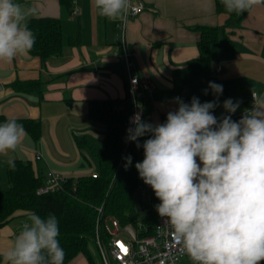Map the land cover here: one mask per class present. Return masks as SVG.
<instances>
[{
	"label": "crops",
	"instance_id": "obj_1",
	"mask_svg": "<svg viewBox=\"0 0 264 264\" xmlns=\"http://www.w3.org/2000/svg\"><path fill=\"white\" fill-rule=\"evenodd\" d=\"M143 1L146 8L130 17L123 31L122 20L100 17L92 0L73 1V10L79 14L60 0H16L36 8L34 17L59 18L64 47L61 55L52 56L45 64L33 54L11 64L0 62V116L41 123L38 138L25 129L27 135L14 153L15 160L30 162L45 180L51 170L65 178L99 172L98 159L88 147L78 145L77 137H85L95 148L102 147L107 126L91 119L90 101L125 97L124 46L133 52L140 77L152 84L147 98L152 105L148 121L153 125L163 123V114L178 108L173 98L203 97L210 81L228 91L213 110L218 119L229 115L222 106L224 100L241 102L231 114L238 121L239 114L253 102V92L264 95V0L242 13L239 22L230 24L228 14L217 10L216 0ZM204 26L220 28V37L233 40L237 51L230 53L220 43H213L210 71L193 75L192 67L200 63L198 43ZM79 33L80 43L71 45L70 38ZM16 80H43V97L17 91L13 87ZM5 159L0 156V179L8 181ZM28 215L19 210L0 227L2 256ZM68 264L90 263L80 254Z\"/></svg>",
	"mask_w": 264,
	"mask_h": 264
},
{
	"label": "clouds",
	"instance_id": "obj_2",
	"mask_svg": "<svg viewBox=\"0 0 264 264\" xmlns=\"http://www.w3.org/2000/svg\"><path fill=\"white\" fill-rule=\"evenodd\" d=\"M262 0H221L227 13L240 15ZM105 19H124L129 0H92ZM37 13L16 0H0V62L11 64L28 57L36 36L29 21ZM216 99L178 105L164 123L153 125L136 114L127 129V141L143 147L144 158L135 164L139 178L160 201L155 210L181 245L192 264H261L264 262V95L253 92V106L238 121L231 114L240 101L228 98L229 115L217 118L223 85L209 82ZM15 119L0 122V156L15 170L16 149L26 136ZM149 136L143 144L139 138ZM125 169L132 164L125 158ZM54 213H30L3 253L4 264H64Z\"/></svg>",
	"mask_w": 264,
	"mask_h": 264
},
{
	"label": "trees",
	"instance_id": "obj_3",
	"mask_svg": "<svg viewBox=\"0 0 264 264\" xmlns=\"http://www.w3.org/2000/svg\"><path fill=\"white\" fill-rule=\"evenodd\" d=\"M69 10H73L74 0H60ZM217 10L227 13L221 3L216 0ZM227 24L239 22L242 14L227 13ZM29 28L36 36V43L31 54L40 56L43 64L52 56L61 55L64 47L62 21L53 17H33L29 21ZM201 39L198 43L200 50V63L192 67L193 75L210 71L211 46L218 42L230 53H236L235 42L227 37H220V28L212 26L201 27ZM80 43V33L70 38L71 45ZM43 80L22 81L16 80L13 87L43 97ZM126 95L120 99H94L90 101L89 113L94 121L104 123L107 133L101 148H95L85 137H77L81 147H88L99 161V172L84 175L78 178H67L63 188L56 192L38 193V189L46 180L38 174L30 162L15 160V170L8 167L7 189H0V227L7 224L19 210L29 214L35 212L41 216L54 213L59 220L60 244L65 251L64 264L80 254H83L90 264H95L90 243L95 240L97 220L100 217L101 226L108 217H116L125 225L136 224V191L139 176L135 168L137 162L144 158L143 147L137 148L136 142L127 141L129 115L133 111V103L128 92L126 82ZM228 96V91L223 90L219 99ZM192 99V98H191ZM191 99H182L190 103ZM216 97L211 90L207 95L200 97L201 103L212 101ZM143 121L148 122V113L152 110L148 98L143 99ZM167 113L163 114V123ZM11 118L0 116V122ZM22 124L24 129L30 130L35 138L41 132V123L33 119H15ZM149 136L139 138L142 145ZM131 155L132 164L125 169V157ZM149 213L143 217L149 225L148 233L152 232V225L158 220L155 206L149 205ZM100 209H102L100 211ZM3 256L0 254V264ZM264 264V262H261Z\"/></svg>",
	"mask_w": 264,
	"mask_h": 264
},
{
	"label": "built area",
	"instance_id": "obj_4",
	"mask_svg": "<svg viewBox=\"0 0 264 264\" xmlns=\"http://www.w3.org/2000/svg\"><path fill=\"white\" fill-rule=\"evenodd\" d=\"M145 8L146 4L143 0H129V8L122 19L121 29L125 31L127 20L139 15ZM73 12L79 14L77 9ZM122 57L128 77V92L133 103V111L129 115V126L134 127L131 120L136 114H139L143 120V99H146L151 92L152 84L138 74L133 52L127 46L123 47ZM252 106L253 102L248 109ZM242 115L243 112L239 114V117ZM66 179L59 172L51 170L45 184L37 192H56L63 188ZM136 194L141 197L142 209L147 210L145 215L149 213L150 204L155 206L160 203L150 186L144 184L140 178ZM145 215L137 212L136 224L125 225L111 216L106 218L104 225L101 226L100 217L98 218L94 242L103 264H184L189 257L181 251L179 241L163 223L162 218L158 216V220L152 225V232L147 234L149 225L143 220ZM121 245L126 251L121 250Z\"/></svg>",
	"mask_w": 264,
	"mask_h": 264
},
{
	"label": "rangeland",
	"instance_id": "obj_5",
	"mask_svg": "<svg viewBox=\"0 0 264 264\" xmlns=\"http://www.w3.org/2000/svg\"><path fill=\"white\" fill-rule=\"evenodd\" d=\"M8 187H9V184H8L7 179L6 178L0 179V189H7ZM140 199H141V197H139L137 195V197H136V210L138 213L145 215L147 213V210L142 209ZM90 252L92 253L94 263L96 262V264H103L101 257H100V254L98 252L97 246H96L94 241L90 243ZM184 264H192L190 258H187L184 261Z\"/></svg>",
	"mask_w": 264,
	"mask_h": 264
},
{
	"label": "snow or ice",
	"instance_id": "obj_6",
	"mask_svg": "<svg viewBox=\"0 0 264 264\" xmlns=\"http://www.w3.org/2000/svg\"><path fill=\"white\" fill-rule=\"evenodd\" d=\"M121 250H122V251H126V249H124L122 245H121Z\"/></svg>",
	"mask_w": 264,
	"mask_h": 264
}]
</instances>
